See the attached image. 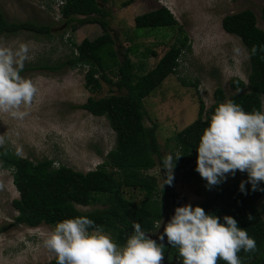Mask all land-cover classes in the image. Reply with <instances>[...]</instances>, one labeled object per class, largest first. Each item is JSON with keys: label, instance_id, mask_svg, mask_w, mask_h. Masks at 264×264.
<instances>
[{"label": "rangeland", "instance_id": "rangeland-1", "mask_svg": "<svg viewBox=\"0 0 264 264\" xmlns=\"http://www.w3.org/2000/svg\"><path fill=\"white\" fill-rule=\"evenodd\" d=\"M262 1L108 0L103 5L109 12L106 31L113 39L117 57L121 59L125 49L134 48L136 53L129 58L136 66H141L137 74L150 70L157 63L174 43L177 31L134 30L135 16L162 6L172 14L186 36L189 52L182 53L175 73L143 99V125L156 126V140L162 157L175 154L174 135L197 118L200 107L206 109L212 104V94L217 87L223 90L225 98H229L235 93L228 87L230 79L237 78L246 83V51L236 37L221 30L220 21L226 15L249 10L255 17L256 26L264 32V22L260 19ZM124 2L129 4L123 6ZM58 10L56 0H0V12L7 21H26L51 29L49 36L20 32L0 37V43L8 46L15 47L20 42L29 44L31 59L25 63L21 74L32 79L38 88L29 114L23 120L0 113V135L5 137L0 150L31 162L49 160L53 168L63 166L85 173L94 170L113 149L114 134L104 118L90 116L78 106L89 97L98 99L124 92L101 81L98 91L88 92L84 89L85 68L82 67L55 71L40 68L55 66L68 58L71 44H78L82 39L91 41L101 35V29L95 24L69 31L62 24ZM260 100L261 111H264V94ZM146 173L156 180V194L160 195V176L163 177L164 172L155 166ZM234 180L246 181L247 173L237 171L235 176L228 175L224 182L208 189L205 180L185 181L182 171H174L172 185H164L163 189L166 186L169 189L175 209L185 204L197 206ZM0 185H3L0 187V264H48L56 257L42 246V240L54 226H13L16 212L11 201L17 198V193L11 184V170L4 169L1 164ZM147 189L122 186L120 195L140 205ZM256 207L264 222V196L256 202ZM76 208L88 212L100 206ZM167 220L168 215L164 213L160 227H156L160 221L156 222L153 231L147 234L149 238L161 243L158 237L163 234ZM163 243L168 245L166 236ZM172 264H177V260L174 259Z\"/></svg>", "mask_w": 264, "mask_h": 264}, {"label": "trees", "instance_id": "trees-1", "mask_svg": "<svg viewBox=\"0 0 264 264\" xmlns=\"http://www.w3.org/2000/svg\"><path fill=\"white\" fill-rule=\"evenodd\" d=\"M107 1L61 0L58 13L65 28L74 32L80 26L95 24L101 29V35L91 41L82 39L78 44H71L72 51L68 58L55 66L40 68L55 71L82 67L85 68L84 89L88 92L98 91L100 81L124 92L105 98L89 97L78 106V109L88 115L106 120L114 134L113 149L103 157L101 164L85 173L63 166L53 168L49 160L31 162L7 150H0V164L4 169L11 170V184L17 193V198L11 201L16 212L12 220L13 226H55L66 218L86 216L96 225L103 226L112 235L114 242L122 245L133 231L132 222L141 224L148 234L153 231L154 224L161 220L164 213L168 215L167 222L174 214L167 186L157 195L156 180L146 173L155 166L161 172L164 169L161 163L163 157L156 140V126L143 125V99L165 78L175 73L180 56L189 52V46L186 45L187 39L183 31L166 8L161 6L135 16L134 30L177 31L174 43L157 63L150 70L137 74L141 66H136L129 58V55H135V49H125L122 58L118 59L113 39L106 31L109 12L103 5ZM128 4L129 2H124L123 6ZM260 19L264 22V0L260 8ZM220 28L224 33L236 37L246 51V83L237 78L230 79L228 87L235 93L229 98H225L223 90L217 87L212 94V104L206 109L200 107L197 118L174 135L175 153L182 154L175 162L174 171H182L185 181H204L195 171L196 147L203 129L207 127L208 120L219 103L231 99L246 112L253 109L261 111L264 53L250 55V50L253 45H264V32L256 26L255 17L249 10L224 16L220 21ZM20 32L49 36L51 29L49 26L26 21L9 22L0 12V37ZM150 55L155 56L153 52ZM239 184L240 181L234 180L197 206L202 207L206 213L218 216L222 223L225 215L233 217L238 226L245 228L256 242L254 252L239 253L242 264H264V222L256 207V202L264 196V191H253L251 185L245 184L247 194H243L239 190ZM122 186L147 187V195L140 205H135L121 197ZM259 188L264 189V182L260 183ZM90 205H98L100 208L88 212H81L76 208ZM249 214L254 218L251 221L247 219ZM174 259L177 264H182L178 250L169 244L165 245L162 263L172 264ZM48 264H57L56 258ZM218 264L225 262L220 260Z\"/></svg>", "mask_w": 264, "mask_h": 264}, {"label": "clouds", "instance_id": "clouds-1", "mask_svg": "<svg viewBox=\"0 0 264 264\" xmlns=\"http://www.w3.org/2000/svg\"><path fill=\"white\" fill-rule=\"evenodd\" d=\"M30 51L26 42L15 47L0 43V113L16 120L29 114L38 92L33 80L21 74L31 59ZM257 52L264 53V45H253L250 55ZM4 144L5 137L0 135V147ZM196 151L195 171L206 181V188L221 184L239 171L247 173V180L239 184L241 193L247 194L245 184L253 191H264L259 188L264 182V111L246 112L231 99L219 103ZM181 156L169 153L163 157L161 191L164 185H172L175 162ZM247 219L254 218L249 214ZM160 225L161 221L156 227ZM131 227L133 231L120 245L103 226L86 216L66 218L45 234L42 246L55 255L57 264H162L165 236L167 243L178 250L182 264H218L220 260L242 264L239 253L256 250L255 239L233 217L225 215L222 223L218 216L191 204L174 209L158 237L161 243L149 238L141 224L132 222Z\"/></svg>", "mask_w": 264, "mask_h": 264}, {"label": "built area", "instance_id": "built-area-1", "mask_svg": "<svg viewBox=\"0 0 264 264\" xmlns=\"http://www.w3.org/2000/svg\"><path fill=\"white\" fill-rule=\"evenodd\" d=\"M58 5L60 6L62 4L61 0H56Z\"/></svg>", "mask_w": 264, "mask_h": 264}, {"label": "crops", "instance_id": "crops-1", "mask_svg": "<svg viewBox=\"0 0 264 264\" xmlns=\"http://www.w3.org/2000/svg\"><path fill=\"white\" fill-rule=\"evenodd\" d=\"M82 27V26H81Z\"/></svg>", "mask_w": 264, "mask_h": 264}]
</instances>
